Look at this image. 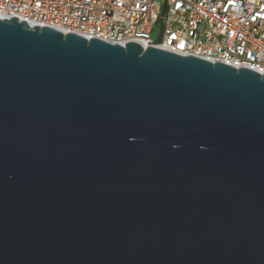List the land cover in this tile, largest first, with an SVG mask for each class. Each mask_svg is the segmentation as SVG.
<instances>
[{"label":"water","instance_id":"water-1","mask_svg":"<svg viewBox=\"0 0 264 264\" xmlns=\"http://www.w3.org/2000/svg\"><path fill=\"white\" fill-rule=\"evenodd\" d=\"M0 264H264V73L0 19Z\"/></svg>","mask_w":264,"mask_h":264},{"label":"built area","instance_id":"built-area-1","mask_svg":"<svg viewBox=\"0 0 264 264\" xmlns=\"http://www.w3.org/2000/svg\"><path fill=\"white\" fill-rule=\"evenodd\" d=\"M11 17L30 27L135 42L264 73V0H0V19Z\"/></svg>","mask_w":264,"mask_h":264},{"label":"rangeland","instance_id":"rangeland-1","mask_svg":"<svg viewBox=\"0 0 264 264\" xmlns=\"http://www.w3.org/2000/svg\"><path fill=\"white\" fill-rule=\"evenodd\" d=\"M156 9L158 10L159 9V5L156 4ZM158 29H159V24L156 25L155 27V31L152 33V37L155 38L156 36V33L158 32Z\"/></svg>","mask_w":264,"mask_h":264}]
</instances>
